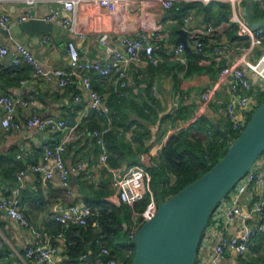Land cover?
Returning <instances> with one entry per match:
<instances>
[{"label":"crops","instance_id":"1","mask_svg":"<svg viewBox=\"0 0 264 264\" xmlns=\"http://www.w3.org/2000/svg\"><path fill=\"white\" fill-rule=\"evenodd\" d=\"M0 6L9 14L11 27L22 16L44 18L53 7L61 17L73 15L63 4L53 0H35L32 3L0 0ZM240 13L247 20L245 1L240 3ZM263 17L254 15L255 20ZM52 23L59 30L38 37H32L25 31L7 37L0 31V46L8 48L7 54H0V91L21 101L14 117L21 123L36 114L41 117H70L73 123H79L78 129L84 125L99 129L110 125L111 130L105 136L109 151L108 167L101 163V149L95 140L91 136H83L71 141L65 154L71 171L69 189L61 184L57 170L52 179L40 177L29 167L43 159L45 148L58 143L64 131L27 128L24 125L20 131H7L2 125L4 112L0 109V197L8 196L16 201L32 224V228H26L0 211V264H36L24 255L25 247L35 242L57 246L55 259L67 262L70 259L69 245L83 237L70 227L65 229L55 215L74 204H84L86 197L96 195L104 183L112 187L110 168L122 173L133 165H144L150 171L154 167L165 166L161 152L167 140L184 129L188 130L191 124L197 126L196 123L205 119L219 127L224 126L229 95L227 86L219 81V71L226 65H239L237 46L248 42L232 19L231 5L219 1L178 0L166 9L146 0H134L111 9L95 1L81 0L76 10V30L59 22ZM185 26L191 50L185 49L181 57L175 52L181 43L177 30ZM143 32L155 45V53L161 59L158 65L129 62L126 87L120 85L116 74L103 76L93 70L87 71L94 87L105 96L110 106L108 115L92 111L81 88H62L55 79H36L28 64L13 63L17 42L25 43L47 67L71 68L69 41L75 42L83 60L106 61L107 52L100 41L101 36L106 35L123 48V37H137ZM197 40L204 42L202 52L195 50ZM218 44L227 48L216 52L214 47ZM258 51L262 53V48H256L253 58L259 57ZM252 80L257 82L258 77L254 75ZM212 84L216 85L217 92L207 108L202 93ZM163 117L167 119L162 121ZM192 132L197 133L196 130ZM50 164L54 161L51 160ZM257 168L264 173V156L257 161ZM168 174V181L175 180L172 172L168 171ZM263 196L264 183H253L241 195L240 203L249 207L251 202ZM248 198L250 203L247 205ZM259 219V216L252 215L248 221L257 223ZM132 220L128 224L129 231L134 226V218ZM241 229V222H236L225 227L222 225L215 232L216 220L211 218L204 229L197 255H208L218 242L220 233L235 235ZM94 230L98 231L96 227ZM91 245L92 241H89L85 246L89 251L95 250ZM253 246L258 247L256 251ZM99 248L98 245L96 250ZM261 254H264L263 240L260 247L252 241L246 261L229 252L221 263L264 264V259L259 258ZM90 256L93 260L96 257L89 253Z\"/></svg>","mask_w":264,"mask_h":264},{"label":"built area","instance_id":"2","mask_svg":"<svg viewBox=\"0 0 264 264\" xmlns=\"http://www.w3.org/2000/svg\"><path fill=\"white\" fill-rule=\"evenodd\" d=\"M32 3L35 0H23ZM64 5L65 9L73 15L70 17H61L57 8H51L49 13L44 17L45 20L51 22H59L65 26L76 30V10L81 0H53ZM102 6H108L115 9L118 5L127 4L134 0H90ZM152 4H160L164 8H171L178 0H146ZM202 1L210 3L213 1L227 2L232 7V19L240 27V34L247 38V43L237 46L239 54V65H226L219 71V81L227 86L228 99L226 101L225 113L229 123L230 130L234 133L243 130L250 116L260 105L261 97L264 93V26L254 30L252 29L246 18L240 13V3L245 0H190ZM264 2V0H253ZM30 19L29 16H22L17 22ZM0 27L7 30L11 27V19L7 12L3 11L0 6ZM101 43L107 52L106 61L100 59L83 60L74 41H69L68 52L71 60V68L64 69L60 67H47L43 64L35 52L23 42H17L15 47V56L13 63L15 65L28 64L33 71L36 79L51 81L55 79L62 88L68 86H76L82 89L89 99V106L92 111L99 115H108L110 106L105 96L100 93L93 84L91 77L87 71L93 70L100 75L107 76L116 74L117 79L122 87L128 85V63H147L158 65L161 61L160 57L155 53V45L150 41V36L143 32L137 37L125 36L121 43L123 48H119L114 42L110 41L106 35L100 37ZM262 48V53L257 58H253L252 54L256 48ZM227 48L226 45L218 44L214 47V51L220 52ZM196 52L204 50V42L197 40L195 43ZM185 51L183 43H179L175 48V52L181 55ZM8 53L6 46H0V54ZM182 59V58H181ZM258 77L257 82L252 80V76ZM217 87L215 84L209 85L202 93V99L205 107L209 108ZM77 99H80L77 96ZM20 100L0 91V109H3L4 117L2 119L3 127L8 131L16 129L22 130L23 125L27 128H38L41 130L64 131L63 138L51 147H46L43 159L39 163L32 164L29 170L39 174L40 177L52 179L55 171L59 172L61 184L69 189L71 171L68 167L65 154L68 144L83 136H91L101 149V163L108 167L109 151L106 145L105 136L111 130L110 125L104 128H92L84 125L78 129L79 123H73L70 117H41L33 114L28 117L24 123L14 120L17 106ZM25 104V103H24ZM264 156V155H263ZM261 159V157H260ZM54 164H50V161ZM81 167V165H79ZM110 168V167H109ZM24 172V170L22 171ZM112 187L114 193H111L108 201L114 204L125 203L131 207H135L137 203L148 199L146 206L140 212H136L134 218V226L129 231L130 236L134 238L139 226L146 220L155 215L158 210L159 199H157L152 187V175L150 170L144 165H133L122 173H118L116 169H111ZM176 180V179H175ZM175 180H170L167 186L174 184ZM264 183V173L258 170L257 161L246 172V174L238 181V183L230 190L229 195L225 196L214 209L211 218L216 220V230L223 225L241 222L242 229L239 234L228 235L225 232L220 233L218 242L214 245L212 251L206 255L200 253L196 257V264H222L221 261L229 252H234L239 256L246 257L250 251L252 239L256 232L264 233V196L260 200L250 203L247 199V205L244 207L240 203L241 195L247 192L251 184ZM102 207L93 209L87 204H74L68 209L55 215V219L60 222L65 229L72 225H87L88 219L97 215ZM0 211L14 220H17L26 228H32V224L26 215L19 209L17 202L8 196L0 197ZM252 215L259 216L257 223H250L248 220ZM141 221H139L140 219ZM210 218V219H211ZM207 227V226H206ZM36 232V231H35ZM212 232V231H211ZM100 247L99 254L94 260H90L88 254H83L73 262H58L55 259L57 254V246L50 243L35 242L25 247L24 255L33 259L36 264H126L125 261L116 254H112V249L97 239ZM199 248V247H198ZM264 250V238H263Z\"/></svg>","mask_w":264,"mask_h":264},{"label":"water","instance_id":"3","mask_svg":"<svg viewBox=\"0 0 264 264\" xmlns=\"http://www.w3.org/2000/svg\"><path fill=\"white\" fill-rule=\"evenodd\" d=\"M245 4L249 26L254 30L264 26V17L254 18V1L245 0ZM58 30L56 24L42 17L19 22L9 30L0 27L7 37L22 31L38 37ZM177 33L185 49L191 50L186 26ZM263 152L264 100L215 165L166 200H159L155 215L135 233L133 264H196L201 237L214 209Z\"/></svg>","mask_w":264,"mask_h":264},{"label":"trees","instance_id":"4","mask_svg":"<svg viewBox=\"0 0 264 264\" xmlns=\"http://www.w3.org/2000/svg\"><path fill=\"white\" fill-rule=\"evenodd\" d=\"M254 12L256 17L264 16V2L255 1ZM262 101L263 99H261ZM184 118L187 117L184 116ZM166 119L167 117H163L162 121ZM198 123H196L197 126L191 124L188 130L184 129L181 133L170 136L164 145L161 154L165 166L154 167L152 170V183L158 190L159 200H166L207 172L226 154L232 140L241 133L232 132L228 122L221 127L205 119ZM192 130H196L200 136L193 133ZM204 137L208 139L207 145L203 142ZM168 171L177 178L170 186H167ZM109 188L108 184L104 183L101 191L96 195L86 197L85 204L93 209L102 208L97 215L88 219L87 225H72L70 227L73 232L80 233L83 238H77L73 244L69 245L70 259L67 262H73L83 254L91 253L93 256H97L100 252V248L96 250L97 239H100L104 245L112 249V254L121 257L126 264H133L135 244L134 238L130 236L128 224L133 221L134 210L137 208L125 203L114 204L108 201L106 198L111 193ZM147 201L148 199L143 200L142 210ZM95 227L98 229L97 232L94 230ZM89 241H92L91 247L96 248L95 250L89 251L85 246Z\"/></svg>","mask_w":264,"mask_h":264},{"label":"rangeland","instance_id":"5","mask_svg":"<svg viewBox=\"0 0 264 264\" xmlns=\"http://www.w3.org/2000/svg\"><path fill=\"white\" fill-rule=\"evenodd\" d=\"M261 54V51H258L257 52V55H260ZM261 99H263L264 100V94L262 95V97H261ZM258 108V107H257ZM256 108V109H257ZM256 111V110H255ZM254 111V112H255ZM253 112V113H254ZM252 116V115H251ZM250 116V117H251ZM250 119V118H249ZM241 132V131H240ZM197 134L199 135V133L197 132ZM197 135V136H198ZM200 136V135H199ZM203 142L207 145L208 144V139L207 138H203ZM204 144V145H205ZM264 155V152L260 155V157H262ZM260 157L257 159V161L260 159ZM151 172V175H152V177H153V171H150ZM175 179H177V178H175ZM152 187H153V190H154V192H155V194H156V196H157V199L159 198V196H158V190H157V188H156V186H155V184L154 183H152ZM111 193H114V191H115V189H114V187H110L109 189H108ZM110 193V194H111ZM229 194H227V196H228ZM161 200V199H160ZM143 203V201H141V202H139V203H137L136 204V208L138 209H136V210H134V217L133 218H136V212H140L142 209H141V204ZM140 219V218H139ZM139 221H141V219L139 220ZM263 237H264V233L262 232V231H257L256 232V234L254 235V237H253V239H252V241L255 243H258V245H259V247H260V243H261V245H262V240H263ZM258 247H255V246H253V249L256 251V249H257ZM241 257V259L242 260H245L246 261V258H247V256L246 257H244V256H240ZM259 258L260 259H264V254H261L260 256H259Z\"/></svg>","mask_w":264,"mask_h":264}]
</instances>
